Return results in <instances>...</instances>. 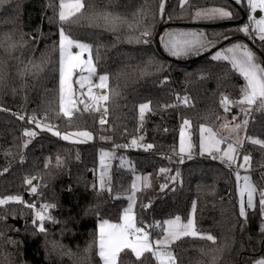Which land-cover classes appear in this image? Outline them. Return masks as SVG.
<instances>
[{
    "label": "trees",
    "instance_id": "trees-1",
    "mask_svg": "<svg viewBox=\"0 0 264 264\" xmlns=\"http://www.w3.org/2000/svg\"><path fill=\"white\" fill-rule=\"evenodd\" d=\"M62 1L0 0V264H103L98 225L121 221L134 173L147 178L134 205L138 231L161 238L164 223L152 227L157 220L188 221L194 211L196 231L211 235L173 242L172 264H251L264 256L260 211L241 213L235 171L198 152L203 126L217 130L222 119L237 116L245 122L242 153L264 199V174L257 171L264 168V111L244 114L231 105L248 108L245 80L230 61L212 56L245 40L264 66V38L248 39L247 0H82L66 19ZM205 6H226L232 16L192 21ZM172 28L203 30L214 49L173 56L160 43V34ZM62 29L90 45L97 72L108 77L99 95L106 97L103 122L92 108L70 116L61 111ZM185 121L196 157L182 163L179 180L167 183L164 175L174 165L161 156L178 149ZM80 132L93 139L66 137ZM139 141L147 147L127 149ZM115 146L129 167L114 163L110 181L100 187V150ZM44 207L48 217L40 225L34 210ZM117 264L157 263L154 251L138 256L127 247Z\"/></svg>",
    "mask_w": 264,
    "mask_h": 264
},
{
    "label": "rangeland",
    "instance_id": "rangeland-1",
    "mask_svg": "<svg viewBox=\"0 0 264 264\" xmlns=\"http://www.w3.org/2000/svg\"><path fill=\"white\" fill-rule=\"evenodd\" d=\"M259 4L261 5V10L264 12V0H259ZM82 6V0H63L60 9V17L62 19L69 18L74 13L78 12ZM250 26L248 24V26H244L243 28ZM252 34H255V32ZM107 85V75L99 74L96 70L91 58L90 45L73 40L62 29L60 31L61 111L67 116L72 115L77 110L87 108L106 113L103 110V101H105L106 97L104 94L101 96L99 95L104 93V90L107 89ZM94 88L97 89L98 92H95ZM245 97L247 100V94ZM231 105L235 106V108L242 111L244 114H247V112L251 110L249 108L242 110L241 106L236 105L235 102H231ZM242 105H244V103ZM246 105L249 106L248 103H246ZM98 117L101 119L100 115H98ZM244 131L245 122H238L237 116L222 119L217 130L203 126L200 130L198 152L215 153L217 154L216 159L218 161L229 162L233 167H237L235 171L236 191L241 213L245 216L248 210L258 209L260 211L262 225L264 226V199L258 196V189L253 181L251 170H249L250 165L249 160H247V155L242 152L240 154L237 153L238 148L241 150L243 149L242 143L245 138ZM66 137L72 141H91L93 139L92 134L89 132L71 133ZM184 142L183 140L181 143L182 147L184 146ZM186 144L188 147H192L194 153H196L192 138H189ZM114 163H117L121 167H129L126 159H122L121 161L117 160V154L113 147L110 149H101L98 168V181L100 187H105L110 181L112 176L111 169ZM146 185L147 178L141 174L134 173L132 191L127 196V205L122 216L133 214L136 194ZM36 186L37 185L33 183L32 190L34 193ZM34 211L35 217L39 220V224L42 225L43 220L48 217L47 209L45 207L42 210L35 208ZM138 236H140V234ZM251 264H264V256L253 260Z\"/></svg>",
    "mask_w": 264,
    "mask_h": 264
},
{
    "label": "crops",
    "instance_id": "crops-1",
    "mask_svg": "<svg viewBox=\"0 0 264 264\" xmlns=\"http://www.w3.org/2000/svg\"><path fill=\"white\" fill-rule=\"evenodd\" d=\"M249 6L254 10V15L249 17L251 30L255 32V37L262 39L264 38V12L261 10L259 0H251ZM231 16L232 11L226 6H205L197 8L193 12L192 21L226 20ZM160 43L169 54L176 57L198 55L214 49V40L209 38L207 32L191 28L167 29L160 34ZM212 56L230 61L245 80L248 99H245L244 102L249 104L248 108L254 111L255 109L264 111V66L254 47L245 40H238L218 49ZM189 138H192L190 123L185 121L180 127L178 149L187 155L194 153L192 147H188L186 144ZM183 140L185 142L182 147ZM247 160L249 159L247 158ZM228 164L232 165L229 162ZM131 231L139 233L140 236L130 241L128 236ZM98 232L103 264H117L119 253L127 247L131 248L138 256L146 251L164 248V253L160 251L155 253L156 263L171 264L168 248L176 240L184 236L211 238L209 234H200L196 231L194 211L191 212L188 221H184L179 216L164 221V235L153 240L148 237L146 232L136 229L134 212L130 215H123L119 223L100 221Z\"/></svg>",
    "mask_w": 264,
    "mask_h": 264
},
{
    "label": "built area",
    "instance_id": "built-area-1",
    "mask_svg": "<svg viewBox=\"0 0 264 264\" xmlns=\"http://www.w3.org/2000/svg\"><path fill=\"white\" fill-rule=\"evenodd\" d=\"M250 2L251 0H247V3L248 5H250ZM248 17L254 15V10L249 6V9H248ZM255 37L254 34H249L248 36V39H253ZM95 92H98L97 89H94ZM254 111H250L249 114H253ZM99 115L101 116V121H105V118H106V113L102 112V113H99ZM139 148H145L147 147V144L145 142H142V141H139L136 145H133V146H130L129 148L127 149H130V150H135V149H138ZM126 149V150H127ZM114 150L115 152H118V156H117V160L118 161H121L122 159L125 158V153L123 151H120V147L119 146H115L114 147ZM151 150V149H149ZM242 150L240 148L237 149V153H241ZM162 159L167 162V163H173L174 165V172H167L165 173L164 175V178H165V181L167 183H174L175 181L179 180L182 176L181 172H180V169H181V165L184 161H186L187 159L189 158H193V157H196L195 155L193 154H190V155H187V154H184L182 152H180L179 150H176L174 152H172L171 154L169 155H162L161 156ZM201 158L203 159H206V160H214L216 159L217 155L215 153H201L200 155ZM227 167L230 169V170H234L236 171L237 170V167H233L232 165L230 164H227ZM258 172H262L264 174V168H259L257 169ZM30 195H33V192H30L29 193ZM164 222L162 220H157L153 225L152 227L154 229L156 228H160L162 226ZM138 236L137 233L135 232H130L129 233V236H128V239L130 241L134 240L136 237ZM158 251H160L161 253H164L165 250L163 248L159 249V250H154V254L157 253ZM173 262L171 261V264Z\"/></svg>",
    "mask_w": 264,
    "mask_h": 264
},
{
    "label": "water",
    "instance_id": "water-1",
    "mask_svg": "<svg viewBox=\"0 0 264 264\" xmlns=\"http://www.w3.org/2000/svg\"><path fill=\"white\" fill-rule=\"evenodd\" d=\"M33 183H34L35 185H37V184H38V180H35Z\"/></svg>",
    "mask_w": 264,
    "mask_h": 264
}]
</instances>
